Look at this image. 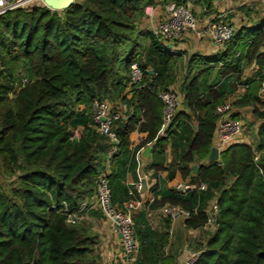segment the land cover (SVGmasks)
I'll return each mask as SVG.
<instances>
[{"label":"trees","instance_id":"16d2710c","mask_svg":"<svg viewBox=\"0 0 264 264\" xmlns=\"http://www.w3.org/2000/svg\"><path fill=\"white\" fill-rule=\"evenodd\" d=\"M190 1L76 0L63 11L35 5L0 16V160L14 181L7 192H0V264H99L96 239L88 230L67 224L64 205L77 212L95 192L99 153L107 139L92 120L93 103L120 85L126 88L120 72L130 75L134 62L145 77L132 90L129 121L117 129L120 144L109 176L113 204L122 206L126 200V174L136 169L129 145L137 124L148 133L146 143L157 139L149 168H164L171 141L172 147L184 148L178 164L187 178L193 174L190 164L210 155L216 106L234 95L237 85H246L235 107H251L261 121L257 147H229L219 161L200 164L194 177L208 186L206 191H167L154 207L197 206L198 215L185 225L202 230L208 204L215 200V230L200 245L194 264H264V103L258 99L264 77V18L236 29L216 55L192 56L182 85L186 111H179L167 135L157 138L164 113L158 88L176 85L172 68L177 57L138 25L148 6ZM193 1L211 12L217 0ZM147 40L149 46L141 51ZM252 64L258 69L244 80L245 68ZM125 76L130 86V76ZM190 115L198 120L194 134L186 123ZM79 129L82 134L76 137ZM168 228L158 232L144 215L135 219L139 251L134 264H176L165 252Z\"/></svg>","mask_w":264,"mask_h":264},{"label":"built area","instance_id":"2783aa9c","mask_svg":"<svg viewBox=\"0 0 264 264\" xmlns=\"http://www.w3.org/2000/svg\"><path fill=\"white\" fill-rule=\"evenodd\" d=\"M45 6L42 0H0V16L9 11L18 8L29 10L33 6ZM165 17L159 23L152 25L151 32L158 37L162 43L170 50L175 52L176 42L183 39L186 33H199L198 19L193 9L189 5L169 3L165 6ZM236 28L227 21L225 14H219L214 20L206 25L205 33L209 36L211 43L218 49H222L234 36ZM144 71L138 62L132 63L130 67V91L133 95V88L139 89L143 79ZM244 80L246 78H243ZM247 86L240 84L238 90L226 102L216 106L215 114L217 116L216 129L213 137V147L222 154L229 147L243 142L245 131L244 122L235 116V102L240 95L246 90ZM158 97L164 103V113L161 128L157 134V138L165 137L171 126L175 116L182 108V99L178 90L173 87L168 90L158 88ZM258 99L264 103V77L258 90ZM133 111V107L132 110ZM122 119V115L118 111L113 110L112 103L109 99H96L93 103L92 120L95 123L97 132L104 136L111 144L108 154L107 164L105 168L99 172L96 181V201L95 207L101 215L114 224V230L122 238L123 257L126 264H134L139 251V244L136 240L134 210L137 208L132 203L122 206L114 205L112 201V191L110 188L111 162L113 155L118 151L120 138L117 133V124ZM157 140V139H156ZM155 140V141H156ZM152 145V143L148 144ZM150 147V146H149ZM145 150V149H144ZM131 159L136 163V173L138 180L132 183L128 190V196L134 198L136 194L141 193L143 182L148 176L144 174L142 150L131 153ZM208 186L205 183L199 185L200 191H206ZM178 190L186 194L185 187L180 185ZM87 208H81L77 212H69V206L64 205V212L67 213V224L74 226L78 223L80 213ZM218 206L215 204L209 213L207 226L215 227L217 223ZM163 214L171 220L182 218L184 220L191 219L198 215L199 207L187 209L180 205H164ZM199 253H191L184 250V264H194Z\"/></svg>","mask_w":264,"mask_h":264},{"label":"crops","instance_id":"0c3cea01","mask_svg":"<svg viewBox=\"0 0 264 264\" xmlns=\"http://www.w3.org/2000/svg\"><path fill=\"white\" fill-rule=\"evenodd\" d=\"M234 4H236L237 7L240 6L237 0H217L214 3V8H213L214 10L209 12L204 17H202L201 20L199 19L198 21L199 33H192V32L186 33L183 39L176 42L175 47L177 51L171 52L169 50V52L173 56L176 57L181 56L182 58H186V55L180 52L185 50L187 51L189 50L190 47L196 46V49L199 52L195 55H198L199 57H209L216 55L222 49H218L215 46H213L209 36L205 33L207 23L214 20L219 14H225L224 11L232 7V9L225 15L227 17V21L230 22L236 29L241 28L244 25L251 26L252 23L254 24L252 20L244 17H242L241 19V21H244V23L238 24L239 20L237 19V16L233 14L234 12H237L236 11L237 7L235 8ZM166 5L167 4L158 2V4H156L155 6H148V9L146 10V15L142 19L143 21L147 19L146 23L149 24V27H147V31H151L152 25L159 23L161 20H163L166 14L165 13ZM193 9L197 12L201 11L200 6L198 5H195ZM248 10L250 9L248 8ZM250 66H252L254 70L253 73L248 77H252L258 69L255 64H252ZM149 73L152 74V71L150 70ZM125 75L126 74L122 73V75L119 78L121 79V81L123 80V82H126L128 84L127 87L125 88L124 86L120 85L119 87L113 89L116 99L118 100V101L116 100L115 103H112L113 110L120 112L122 115V119L117 124V129L118 127L126 124L129 121L131 114L133 113V111H131L132 107L129 104L133 95L130 91L129 82H127ZM129 76L130 75L128 74L127 77ZM176 77H177V83L173 87H175L178 90L181 99L183 101V89L178 85L179 77L177 75ZM237 90H238V85H237ZM235 108H236L235 116L241 119L245 125L243 142L241 144L251 145V143L249 142L250 136H248L246 130L247 122L243 117V113L241 111L243 109L245 110L251 107H245V108L235 107ZM180 111H186V110L182 107ZM186 123L188 124V127L192 134L197 133L198 120L196 116L190 115V118L186 120ZM173 129L176 130V125ZM147 138H148V133L141 130V124H137L135 129L130 133V145H129L130 155L131 153L137 152L139 150H142L143 153L144 149H146L149 146L152 149L153 148L152 146L155 144V140L153 142L146 143ZM150 143H152V145H148ZM105 146H106L105 150L99 153V159H98L99 171H102L105 168L107 164L108 154L111 149V144L108 141H106ZM251 146L253 147V145ZM212 147H213V142H212ZM166 151H167V155L164 163V168L157 170L155 168L153 169L149 168L152 161V150H151L150 160L149 161L144 160L143 163L144 174L148 176L147 187L141 193L136 194L134 198H130L127 195V198L122 205L127 203H132L135 206H137V208L134 210V218L138 220L140 219V216L144 215L146 223L155 231L163 232L166 230V227L169 224L168 232L170 238H169V243L165 248V252L170 253L175 257L176 264H184L183 261L184 250L190 248L191 251L194 250V253H199L200 245L206 242V239L208 237L207 232L209 231L210 227L205 225V227L202 230L189 229L186 227L184 219L179 218L176 220H171L163 214L162 212L163 207L162 208L154 207V202L156 200H159L163 193L171 190L177 193H181L178 190V187L180 185L185 187L187 191L189 190L200 191L199 185L201 183H198L194 177L197 174H195L193 171L192 175L185 178L180 171L178 158L180 155L182 154L184 155V148L183 147L178 148L175 146L172 147L171 141H169L167 143ZM208 159L203 162H200L199 160L196 159L192 164H190V167L193 169V167L196 165L200 166V164L211 163L208 161ZM137 180H138V176L136 173V169H129L127 171L126 179H125V184L128 190L131 187L132 183L136 182ZM181 194L184 195V193ZM95 201H96V192L85 197L79 210H81V208L85 206L87 208H85L82 211V213L79 214L80 215L79 221L75 226L88 230L89 234L96 239L95 249L99 264H126L123 257L122 238L119 234L115 232L114 224L109 220H107L106 218H104L101 215V213L96 209V207L94 206ZM214 204H215V200L209 202L207 207L208 215L209 213H211Z\"/></svg>","mask_w":264,"mask_h":264},{"label":"rangeland","instance_id":"374dc122","mask_svg":"<svg viewBox=\"0 0 264 264\" xmlns=\"http://www.w3.org/2000/svg\"><path fill=\"white\" fill-rule=\"evenodd\" d=\"M239 2V7L235 5L236 11L233 14L237 16V19L239 20L238 24L244 23V21H241L242 17L249 18L252 20V22H257L260 19L264 18V0H237ZM189 6L193 9L195 7V3L193 0L189 2ZM201 11H194L195 16L197 17L198 21L201 20L202 17L207 15L209 11L205 7H200ZM250 9L249 12L246 11V9ZM148 7L146 8V10ZM232 7H230L228 10L224 11L225 14L228 13ZM248 14V15H247ZM147 20V19H146ZM146 20H142L140 24L138 25L139 29H142L143 31H147V27H149V24L146 23ZM238 26V25H237ZM240 27V26H239ZM141 51H143L145 48H147L150 44V41L147 40L145 42H141ZM195 44V43H194ZM196 45V44H195ZM188 49V48H187ZM199 51L196 49V46L190 47L189 50L181 51L180 53L185 54L186 58H182L181 56L175 58L174 64H173V71L174 73L179 77L178 85L179 87H182L183 82L185 81V78L188 75V68H189V61L191 60L192 56L197 54ZM181 57V58H180ZM204 66V64H202ZM120 67H123L122 64H120ZM254 68L252 66L246 67L244 71L243 78H248L253 73ZM196 71V70H195ZM123 74L128 75L125 71L120 72V76ZM119 76V77H120ZM111 103L116 102V96L115 93L112 91L109 97H107ZM118 101V100H117ZM243 113V117L245 118L247 122V133L248 136H250L249 142L251 145H253L254 148L258 145V137H257V131L258 127L261 124V121L253 115L252 108L243 109L241 110ZM82 129H79L76 131V137H79L82 134ZM14 185L13 181V175L12 173L6 172L3 167L0 160V192H7L12 186ZM215 227H210L209 231L207 232V235L210 233H213ZM213 230V231H212ZM197 249V247H196ZM190 251L191 253H194V250L191 251L190 248L186 249ZM196 252V250H195Z\"/></svg>","mask_w":264,"mask_h":264},{"label":"water","instance_id":"95a60500","mask_svg":"<svg viewBox=\"0 0 264 264\" xmlns=\"http://www.w3.org/2000/svg\"><path fill=\"white\" fill-rule=\"evenodd\" d=\"M46 7H48L51 10L54 11H63L68 8H70L76 0H42ZM151 147H147L143 153L142 157L144 160L149 161L151 158ZM221 154L219 153V150L216 147H212L211 153L209 156L208 161L209 162H217L220 160ZM193 171L195 174L199 172V166H194ZM147 187L146 181L143 182V189Z\"/></svg>","mask_w":264,"mask_h":264}]
</instances>
